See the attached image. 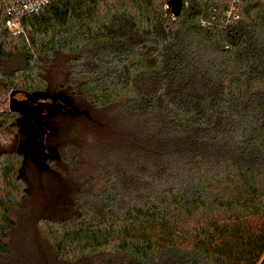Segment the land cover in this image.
Masks as SVG:
<instances>
[{"label": "trees", "instance_id": "obj_1", "mask_svg": "<svg viewBox=\"0 0 264 264\" xmlns=\"http://www.w3.org/2000/svg\"><path fill=\"white\" fill-rule=\"evenodd\" d=\"M165 4L55 0L0 26V86L73 121L44 122L37 174L0 155V264L264 262V3L225 30Z\"/></svg>", "mask_w": 264, "mask_h": 264}, {"label": "built area", "instance_id": "obj_2", "mask_svg": "<svg viewBox=\"0 0 264 264\" xmlns=\"http://www.w3.org/2000/svg\"><path fill=\"white\" fill-rule=\"evenodd\" d=\"M55 0H0V26L8 33L20 35L24 32L22 20ZM166 0L165 8L171 20L177 17L171 12ZM185 8H193L198 13L201 28L225 30L240 18L242 0H176ZM264 3V0H256ZM264 264V262L262 263Z\"/></svg>", "mask_w": 264, "mask_h": 264}, {"label": "rangeland", "instance_id": "obj_3", "mask_svg": "<svg viewBox=\"0 0 264 264\" xmlns=\"http://www.w3.org/2000/svg\"><path fill=\"white\" fill-rule=\"evenodd\" d=\"M9 93L10 92H8L3 86H0V101L5 99L6 97L8 98ZM7 111H8L7 104L5 106L0 105V114ZM59 117H60L59 114H56L55 112L52 111L51 113L44 112V120L47 125L46 127L54 131L53 133H55V127L59 121ZM1 122L2 121L0 119V123ZM71 122L73 121L67 119L65 121L61 120L59 123L63 124L67 128H70L69 125H72ZM57 132H58L57 137L55 139L58 142V136L62 131L61 129L60 131L58 129ZM49 136H51V134ZM49 136L47 138V142L45 143L44 149L47 150L52 155H54L55 152L53 151V145L51 143L52 140L49 138ZM33 144H34V133L32 126L29 122H25V120L21 118H15L10 125L3 128L0 126V155L15 151L17 149L21 150L28 160L25 169V174L28 175H31L33 173L37 174L38 172L37 170L36 171L33 170V165L35 164L33 163L32 160L36 157V154L30 151ZM39 171L41 174L40 175L41 178L39 177L40 184L43 182V184H46L45 187L52 188L55 184L52 181L54 179L49 176L51 175L50 174L51 172L46 170L45 168H43V170L39 169ZM50 184H52L53 186H51ZM69 187L73 188V186H69Z\"/></svg>", "mask_w": 264, "mask_h": 264}, {"label": "water", "instance_id": "obj_4", "mask_svg": "<svg viewBox=\"0 0 264 264\" xmlns=\"http://www.w3.org/2000/svg\"><path fill=\"white\" fill-rule=\"evenodd\" d=\"M168 5L171 7L172 14L178 17L181 13L180 3L177 2L176 0H171L168 2ZM47 103H50V101L44 100L43 102L40 101L36 102V101H32L31 99L27 98L24 95H19V94L13 95V93H9L8 98L6 99L8 112L21 115L29 123L33 124V126L35 127L36 132L32 127L34 133V144L30 151L33 152L34 154L36 153V163L39 162L42 163V161L44 162L45 158L52 156L51 153H49L47 150L44 149V136L46 131L49 132V135L53 134L54 131L50 130L47 127L45 131L43 111H49L51 109H54L56 106ZM36 133H37L38 143L35 137ZM32 161L36 165L35 158ZM40 168H41L40 170H43V167L40 166Z\"/></svg>", "mask_w": 264, "mask_h": 264}, {"label": "flooded vegetation", "instance_id": "obj_5", "mask_svg": "<svg viewBox=\"0 0 264 264\" xmlns=\"http://www.w3.org/2000/svg\"><path fill=\"white\" fill-rule=\"evenodd\" d=\"M6 99H7V97L5 98V99H3V100H1L0 101V105H2V106H5L6 105ZM35 106V105H34ZM44 112V111H43ZM23 120H25V122H28L25 118H22ZM45 122V121H44ZM45 137H46V134H45V136H44V148H45ZM36 150V149H35ZM44 150V149H43ZM36 154V153H35ZM35 161H36V157H35Z\"/></svg>", "mask_w": 264, "mask_h": 264}]
</instances>
